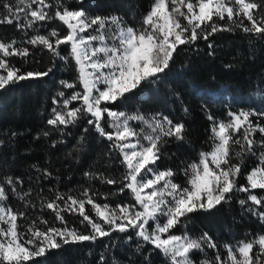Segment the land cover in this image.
<instances>
[{
	"label": "snow or ice",
	"instance_id": "obj_1",
	"mask_svg": "<svg viewBox=\"0 0 264 264\" xmlns=\"http://www.w3.org/2000/svg\"><path fill=\"white\" fill-rule=\"evenodd\" d=\"M76 3L84 4V0H76ZM2 7L5 12L0 13V24L16 22L17 27L23 29L33 28L38 22L58 20L66 26L63 35L53 29L47 36L37 34L26 41L33 46H43L53 57L65 62L70 57L76 64V80L61 81V84L74 89L78 83L82 91L63 99L62 108H54L47 123L62 131L61 126L75 125L90 115L93 119L88 123L112 142V149L122 157L120 162L125 171L119 181L103 174L85 175L109 185H120L121 193L129 190L135 203L116 207L97 203L95 194H89L88 189L80 194L83 199L56 192L53 199L41 198L40 201L41 210H51L53 219L63 225L56 227L43 217L31 219L26 212L14 210L7 203L9 193L25 201L31 191H17V184L22 185V181L5 177L0 182V264H30L44 256L48 249H59L70 243H95L97 239L111 236L112 232L130 230L159 250L167 264H264V234L234 245H223L226 255L222 257L207 232L199 238H192L186 231L173 232L178 225L186 227L193 213L208 212L229 203L230 194L236 192L248 193L246 199L238 201L241 207L251 201L252 205L264 208V195L252 191L264 190V123L261 119H252L264 118V112H230L231 119L227 122L216 121L208 115V120L212 121L210 151L200 152L198 161L178 172L172 168L161 170L157 162L169 139H185L187 128L183 122L174 123L162 114L149 119L139 110L129 114L109 107L118 101L122 103L127 94L142 84L158 81L160 74L169 69L181 45L195 44L198 39L207 41L217 32L233 31L234 27L264 38V0H153L138 26L128 25L118 15L92 16L84 8L71 9L63 0H55V3L19 0L18 4L3 3ZM21 13L24 23H20ZM225 19L229 24L218 23ZM245 20L249 22L247 25ZM17 43L15 39L7 43L0 40L3 57H29V49L16 47ZM61 45L67 46L68 56L61 55ZM208 47L212 48V44ZM0 70L6 73L0 74V89L30 78L47 77L52 72L51 67L42 72H22L3 58H0ZM58 96L63 98L65 94L59 92ZM74 101H79L80 106L69 107ZM184 111L187 113L188 109ZM131 121L142 127L137 130ZM249 157H254L257 163L243 174L247 186L240 185L241 170ZM37 171L48 177L52 175L47 169ZM179 173L186 178L183 185L175 180ZM86 205L91 206L90 210H86ZM35 206L31 201L25 204L26 208ZM248 211L264 220V211L253 207ZM63 213L78 214L91 231L69 228ZM140 247L137 246V251ZM206 248L215 254L209 257ZM197 253L203 256L199 262L195 258Z\"/></svg>",
	"mask_w": 264,
	"mask_h": 264
},
{
	"label": "trees",
	"instance_id": "obj_2",
	"mask_svg": "<svg viewBox=\"0 0 264 264\" xmlns=\"http://www.w3.org/2000/svg\"><path fill=\"white\" fill-rule=\"evenodd\" d=\"M50 2L55 3V0ZM63 2L71 9L84 8L92 16L118 15L128 25L138 26L153 0H84V4H78L76 0ZM3 3L18 4L19 0H0V13L5 12ZM20 16V23H24L23 13ZM218 23L229 24L227 19ZM244 23L247 25L249 22L245 20ZM53 29L63 35L66 26L58 20L38 22L33 28L23 29L18 28L16 22L0 24V40L7 43L15 39L18 41L16 47L28 48L30 52V56L24 59L18 56L3 57L2 53L0 58L22 72H42L52 68L47 77L30 78L0 89V182L10 176L22 181V185L17 184V191H31L25 201L9 193L7 203L14 210L26 212L31 219L43 217L50 224L63 227L59 220L53 219L51 210H41V198L51 200L59 192L83 199L80 194L88 189L89 194H95L97 203H108L111 207L135 202L129 190L125 189L122 193L118 190L120 185H109L101 179L85 175L103 174L119 181L125 171L120 162L122 157L112 149V142L88 123L93 119L90 115L75 125L67 128L61 126L62 131L47 123L53 109L62 108L63 99L75 91H82L78 83L74 89L61 84V81L76 80L78 73L73 59L69 57L65 62L53 57L43 46L26 43L37 34L47 36ZM209 43L212 48L208 47ZM61 55L68 56L67 46L61 45ZM160 76L158 81L146 82L127 94L122 103L118 101L109 107L129 114L139 110L149 119L162 114L174 123L183 122L187 128L185 139H169L163 145L161 160L157 162L161 170L172 168L179 172L189 163L198 161L200 152L210 151L212 121L208 120V115L216 121L227 122L231 119L228 115L230 112H264V38L234 27L233 31L217 32L207 41L198 39L195 44L181 45L169 69ZM59 92H64L65 96L59 97ZM73 106L79 107L80 102L74 101L69 107ZM185 108L188 109L187 113ZM252 119H261L264 123V118ZM130 123L137 130L142 127L136 121ZM106 131L112 129L106 128ZM45 132L49 134L45 136ZM256 163L254 157L246 160L238 184L247 186L243 174L255 167ZM37 169H47L52 175L45 176ZM185 179L182 173L175 177L176 182L182 185ZM252 191L264 195V190ZM230 195L232 199L229 203L208 212L193 213L186 227L178 225L173 232L182 234L186 231L192 238H199L207 232L218 245L222 257L226 255L223 245H234L264 234V220L248 211L249 207L256 208V211H264V208L252 205L251 201L241 207L238 201L246 199L248 193ZM27 201L36 206L26 208ZM90 208V205H86V210ZM63 215L69 228L91 231L78 214ZM138 245L141 246L139 251ZM206 252L209 257L215 254L212 249L206 248ZM195 258L199 262L203 256L197 253ZM30 264H167V261L159 250L130 230L126 233L112 232L111 236L97 239L95 243H70L59 249H48L44 256L35 258Z\"/></svg>",
	"mask_w": 264,
	"mask_h": 264
},
{
	"label": "rangeland",
	"instance_id": "obj_3",
	"mask_svg": "<svg viewBox=\"0 0 264 264\" xmlns=\"http://www.w3.org/2000/svg\"><path fill=\"white\" fill-rule=\"evenodd\" d=\"M85 35H87V33H85ZM0 74H6V73H3V70H0ZM146 143V142H145ZM138 207V206H137Z\"/></svg>",
	"mask_w": 264,
	"mask_h": 264
}]
</instances>
